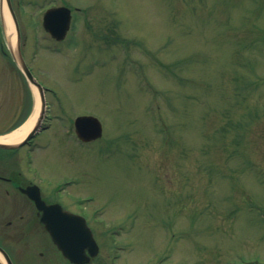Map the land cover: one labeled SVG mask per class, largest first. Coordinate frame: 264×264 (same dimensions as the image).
Returning <instances> with one entry per match:
<instances>
[{"label": "rangeland", "instance_id": "374dc122", "mask_svg": "<svg viewBox=\"0 0 264 264\" xmlns=\"http://www.w3.org/2000/svg\"><path fill=\"white\" fill-rule=\"evenodd\" d=\"M24 3L64 110L32 166L52 183L81 167L70 188L107 223L110 264H264V0ZM62 3L79 10L55 44L41 19ZM81 113L103 128L84 151L62 134Z\"/></svg>", "mask_w": 264, "mask_h": 264}, {"label": "flooded vegetation", "instance_id": "af4514ba", "mask_svg": "<svg viewBox=\"0 0 264 264\" xmlns=\"http://www.w3.org/2000/svg\"><path fill=\"white\" fill-rule=\"evenodd\" d=\"M24 2L25 0H0V264H6L4 257L13 264H75L64 256L46 228V222L42 220L44 217L48 223L56 226L55 231L65 248H76L80 222L56 220L54 211H58L57 208L85 218L96 244L94 248H84L86 256L90 255V251L95 253L90 262L85 264H110L111 245L106 233V222L92 219L95 208L89 205L93 201L89 195L70 188L77 185L81 167L78 165L75 168L76 175L65 176L52 183L38 167L32 166L30 150L44 144L45 131L60 122V114L64 110L51 108L47 98L48 87L32 65L36 52L32 45H28L29 26ZM4 12L13 27L12 43L7 38ZM17 56H20L37 80L45 86L46 106L33 133L30 126L19 138L10 140L4 138L14 134L27 122L34 106L32 87L18 66ZM49 118L50 126L44 129ZM73 121L74 118L62 134L71 138L73 144L87 146L90 142L81 143L76 138ZM84 171L87 173V169ZM33 195H38L48 208L39 209ZM86 197L90 200H84Z\"/></svg>", "mask_w": 264, "mask_h": 264}, {"label": "water", "instance_id": "95a60500", "mask_svg": "<svg viewBox=\"0 0 264 264\" xmlns=\"http://www.w3.org/2000/svg\"><path fill=\"white\" fill-rule=\"evenodd\" d=\"M69 22H70V10L64 6L48 9L45 12L44 17H43V25L52 34V36L58 40L64 37L69 27ZM21 66H22V69L25 75L27 76L29 81L32 83V85L37 90V94L39 96L40 103H41V111H42L43 106H44V98H43L42 89L40 85L35 81V79L31 75V73L28 71V69L24 66L23 62ZM75 130H76L77 135L83 140L94 139L101 135V123L96 117L91 116V115L78 116L75 119ZM48 228L51 232L54 230L53 227L48 226ZM84 229H87L85 225L80 227V239H81L79 242L80 246L86 245L85 242L83 241V237H84L83 230ZM53 237L56 240V236L54 232H53ZM92 242L93 241H91V243ZM59 246L62 247L60 244ZM64 254L67 257H69L71 261L73 262L83 263L88 260L87 258H84V259L81 257L78 258V256L74 255V252L72 251L64 250Z\"/></svg>", "mask_w": 264, "mask_h": 264}, {"label": "bare ground", "instance_id": "6f19581e", "mask_svg": "<svg viewBox=\"0 0 264 264\" xmlns=\"http://www.w3.org/2000/svg\"><path fill=\"white\" fill-rule=\"evenodd\" d=\"M3 14H4V19H5V25H6V29H7V34L9 36L12 35V38H13L14 37L13 36V34H14L13 27H12V25L10 23V20H9L7 14L5 12ZM37 110H38V104L36 105L32 115L27 120V122L18 131H16L14 134H11V135L7 136L4 139L15 140V139L19 138L21 135H23L25 133V131H27V129L31 126L33 120L35 119V115L37 113Z\"/></svg>", "mask_w": 264, "mask_h": 264}]
</instances>
